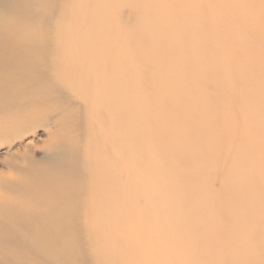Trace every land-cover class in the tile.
Wrapping results in <instances>:
<instances>
[{"label":"rangeland","instance_id":"rangeland-1","mask_svg":"<svg viewBox=\"0 0 264 264\" xmlns=\"http://www.w3.org/2000/svg\"><path fill=\"white\" fill-rule=\"evenodd\" d=\"M30 1L26 20L50 50L22 56L12 24L11 41L0 43V93L23 86L31 68L57 90L0 107V226L11 227L8 245L19 248L7 253L0 239L4 252L17 264H244L235 259L239 236L217 242L231 226L218 224L227 215L213 207L240 191L239 217L251 230L243 246L264 252V0ZM98 43L106 50L94 51ZM110 51L120 63L117 98L101 105L85 75L90 56ZM236 156L247 169L219 162ZM85 170L101 180L118 170L125 195L117 220L69 207L90 197ZM109 184L97 189L101 213L116 189ZM196 187L203 196L193 195ZM210 188L221 195L208 196ZM56 211L73 228L59 234L74 236L67 251L44 255L19 244L22 229L49 230Z\"/></svg>","mask_w":264,"mask_h":264},{"label":"bare ground","instance_id":"bare-ground-1","mask_svg":"<svg viewBox=\"0 0 264 264\" xmlns=\"http://www.w3.org/2000/svg\"><path fill=\"white\" fill-rule=\"evenodd\" d=\"M7 1V2H6ZM13 4L12 6H10L8 4V0H0V7H3L6 10L0 11V43H9L11 41L10 38V31L13 29V26H16L17 30L20 32L22 39H24V41H21L20 44H18L19 47V51L22 52V56H25L27 54V52L32 51L35 53H42L45 51H49V45L50 42L47 41V39H44L42 37H37L36 33L33 31V23H34V19L31 22H28L26 20L27 17L30 16L32 9L35 7L34 4L30 1V0H13ZM5 5H8L9 7H6ZM56 6V5H55ZM55 10V9H54ZM52 42V41H51ZM67 46V45H66ZM65 46V47H66ZM65 49V48H64ZM56 48L53 49V51L56 52ZM106 50V46L104 44H97L94 47V51H99L100 53L102 51ZM12 51V50H11ZM19 52V53H20ZM58 52V50H57ZM2 53V55L0 56V73L3 71V62L1 60H4L3 58H1L3 56V54H6L7 51L5 50V47L3 45L0 44V54ZM54 53V52H52ZM110 52H108L106 55H104L102 58L100 57L95 58L90 56V58L88 59V63L89 65H93L92 67L89 66V70L87 75H85V80L88 82V80L90 81H94L95 82V90L98 89V93L100 95L99 99L101 105L103 103H105L108 98L112 95L111 97V101L110 102H115L116 98H117V87H118V70L120 69V63L118 61H115V59L113 57L108 56V54H110ZM59 55H65L67 54V52L65 50L60 51V53H58ZM93 55V54H92ZM21 56V57H22ZM64 56V57H65ZM63 57V56H62ZM95 58V59H94ZM84 59V57H83ZM82 64H84L85 62L82 60L81 61ZM99 63V64H97ZM81 64V65H82ZM94 64L100 65V70H98V72L96 71H92V69L94 68ZM96 65V66H97ZM101 65H105L104 68L101 67ZM62 69L58 67V70ZM64 69V68H63ZM78 69V68H77ZM64 70H68V69H64ZM95 70V69H94ZM61 71V70H60ZM84 71V70H83ZM26 73V82L23 86H21L18 90L16 91H10L9 94L5 95L3 93H0V107L2 106V108L4 109H8L10 107L15 108L16 106L19 107V103H18V97L21 101V99L23 100V98H20L22 96H26L27 99L32 98L33 95L35 94H41L42 92H55V90H57V87H55V82L54 81H40V77H38V73L37 71H35L34 69H29ZM91 73V75L89 74ZM90 75V76H88ZM88 76V77H87ZM93 77V79H91ZM97 92V91H96ZM104 93V94H102ZM20 95V96H18ZM98 95V94H97ZM36 96V95H35ZM58 96V95H57ZM83 97V96H82ZM26 99V100H27ZM29 99L27 101H29ZM25 100V98H24ZM27 101L25 102V104H28ZM18 103V104H17ZM21 103V102H20ZM24 104V103H22ZM112 106V104H111ZM115 106H117L115 104ZM22 107V106H20ZM111 108V107H110ZM109 108V109H110ZM16 121V120H15ZM17 122V121H16ZM26 122V121H25ZM27 123H29L27 121ZM21 124V123H20ZM22 124L24 125V123L22 122ZM26 124V123H25ZM186 125V124H185ZM28 126V124H27ZM23 127V126H22ZM125 129V128H124ZM124 132V130H123ZM118 136V135H117ZM117 146V145H116ZM226 146L223 145V147L221 148H217L216 154H219L221 152V150H225ZM108 158V157H107ZM109 159V158H108ZM111 160V159H110ZM224 160V162H230L233 164H237L238 166H243L245 168H241L243 170L247 169L249 166V163H244L242 164V162L240 163V160L238 156H236V159L234 160H229V159H221L219 160V162H222ZM114 162V161H113ZM91 165V166H90ZM106 169L109 168V170H113L110 164H106ZM92 164H88V168L91 169L90 171L92 172ZM85 172V180L82 181V185L83 187L87 190L88 195L90 196L88 198V201H86L85 203H82L81 205H77L75 206V203L73 204L72 202L69 203V207L72 208V211H76L79 210L81 207L84 208V212L87 215V213H92V211H94V219L96 220H106V221H110V220H117L118 217L121 216L122 214V209L121 207H123V198H124V192H125V186L121 183V186H119V177H118V170H114L113 173H111L108 177V179H106V174H104V179L101 180V178L96 177L92 174H89V170L88 171H84ZM129 175V173H127ZM106 177V178H105ZM219 181L220 183H223L224 180L221 179H217V177L215 176L214 181ZM132 183L136 186V180H131ZM115 183L116 189H114V191H112L111 195L106 196L108 200L111 201V208L110 207H106L105 211L101 213V211H99V208H102V205L100 206H95V204L98 202V197L96 196V193H98L97 191L99 190H104L106 188H108V186L110 185L109 183ZM35 189V188H34ZM98 189V190H97ZM38 190V189H36ZM211 190V192H210ZM36 192V191H35ZM199 192L200 194H202V196L204 195V193L199 189V188H194L193 189V195H196V193ZM241 192V191H240ZM238 192V193H240ZM238 193L235 192L234 196H232L231 198H229V196L227 195L226 197H222L220 199H218L217 204L214 205L213 207H216L219 211V214L221 213V215L226 217H223L221 220H219L218 224L220 226H224V225H230V231L228 232V235H223V237H215L217 242L218 241H224L227 242V239L233 238V236L231 235H237L239 236L238 238H236L233 242L234 246H241V248L243 249V253L238 254L235 256L236 260L239 261H243L245 263H249L250 264H257L259 262L264 261V258L261 257H255V254H257L258 252H263L262 249H254L252 247H250L249 245H244L246 237L245 235H247L248 233H251V230H248L246 227H244L242 225L243 223V216L239 217V210L237 207V203H236V198L238 196ZM124 194V195H123ZM214 194L218 197L221 195L220 191L214 190L213 188H210L207 192V195L210 197H214ZM106 199V200H107ZM108 204V202H107ZM105 204V205H107ZM75 207L76 210H73V207ZM207 206H203L201 207V209H205ZM109 208V209H108ZM188 215H192L191 213H189L188 211H186ZM63 213V212H62ZM54 214V213H53ZM73 212H70V215L72 216ZM54 215L58 216V219H55L54 221H51V225H50V229L46 230V228H44L41 224V226L36 225L35 227H29L28 229L25 230H21V235L20 237H22V239L24 240V242H20L19 244L23 243L22 245L25 247H32L35 248V250L37 249L39 252H41L42 254H57V252H61V251H67L68 247H70L71 242L74 238V236H72V238L70 237L69 241H65L68 240L69 238H66L65 236H60L59 234H63L65 232H69L72 233L73 232V228H71V224H70V218L64 216L62 217L61 213H57V211L55 212ZM100 218V219H99ZM93 219V220H94ZM217 225H214L213 227L208 226L207 228V236L209 237V234H214L215 231L217 230H221V228ZM9 226H0V239L3 240L2 242V246L5 245L4 247H6L9 243H10V234L9 233H13L10 232L11 231V227ZM15 232L17 230H14ZM19 232V231H18ZM246 233V234H245ZM76 233H74L75 235ZM69 235V234H66ZM228 236V237H225ZM230 236V237H229ZM60 241L59 245L56 244L57 241ZM17 243V241H16ZM10 245V244H9ZM8 245V246H9ZM18 247H20V245L17 244ZM15 250V249H19L17 247H12L9 246L7 248V253L10 251ZM225 247H220L218 252L220 253ZM3 247H0V264H17L18 260L14 257H12V254L9 253V255H7L4 252ZM41 259H43L41 257ZM244 263V264H245Z\"/></svg>","mask_w":264,"mask_h":264}]
</instances>
